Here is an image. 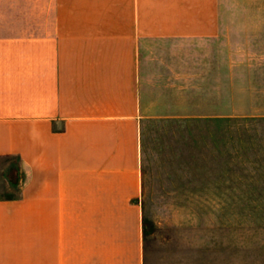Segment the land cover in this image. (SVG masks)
Masks as SVG:
<instances>
[{"label": "crops", "instance_id": "crops-1", "mask_svg": "<svg viewBox=\"0 0 264 264\" xmlns=\"http://www.w3.org/2000/svg\"><path fill=\"white\" fill-rule=\"evenodd\" d=\"M229 116L264 155V0H0V264H264L145 206L152 128Z\"/></svg>", "mask_w": 264, "mask_h": 264}, {"label": "rangeland", "instance_id": "rangeland-1", "mask_svg": "<svg viewBox=\"0 0 264 264\" xmlns=\"http://www.w3.org/2000/svg\"><path fill=\"white\" fill-rule=\"evenodd\" d=\"M255 126L254 140L264 144L260 130L264 124ZM245 127L230 116L226 124L176 122L153 127L146 209L162 219L169 211L180 216L195 208L197 220L227 218L229 244L246 246L253 239L264 243V202L236 201L237 194H251L252 179H264V155L252 154L253 131ZM191 181L195 187L188 186ZM193 189L197 196L225 195L227 201L204 202L197 197L196 203L188 202Z\"/></svg>", "mask_w": 264, "mask_h": 264}]
</instances>
